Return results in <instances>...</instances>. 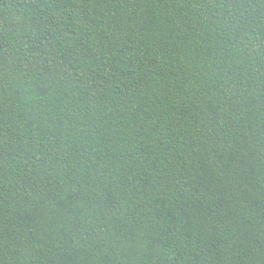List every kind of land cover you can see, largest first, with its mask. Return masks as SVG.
Here are the masks:
<instances>
[{"label": "trees", "instance_id": "16d2710c", "mask_svg": "<svg viewBox=\"0 0 264 264\" xmlns=\"http://www.w3.org/2000/svg\"><path fill=\"white\" fill-rule=\"evenodd\" d=\"M0 264H264V0H0Z\"/></svg>", "mask_w": 264, "mask_h": 264}]
</instances>
